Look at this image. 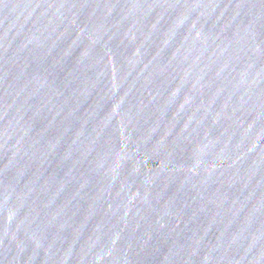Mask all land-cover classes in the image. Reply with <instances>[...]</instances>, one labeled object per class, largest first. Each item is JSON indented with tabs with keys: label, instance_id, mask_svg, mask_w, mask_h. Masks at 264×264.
Here are the masks:
<instances>
[{
	"label": "water",
	"instance_id": "water-1",
	"mask_svg": "<svg viewBox=\"0 0 264 264\" xmlns=\"http://www.w3.org/2000/svg\"><path fill=\"white\" fill-rule=\"evenodd\" d=\"M0 264H264V0H0Z\"/></svg>",
	"mask_w": 264,
	"mask_h": 264
}]
</instances>
